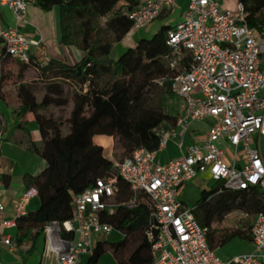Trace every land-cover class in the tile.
Instances as JSON below:
<instances>
[{
  "label": "built area",
  "instance_id": "1",
  "mask_svg": "<svg viewBox=\"0 0 264 264\" xmlns=\"http://www.w3.org/2000/svg\"><path fill=\"white\" fill-rule=\"evenodd\" d=\"M177 1L142 0L128 14L132 30L146 28ZM231 1L189 0L181 20L168 30L171 67L189 58L171 83L180 100L176 124L162 134L158 148H136L115 163L113 176L97 177L92 187L74 195L71 219L45 225L46 252L55 253L58 264H80L92 255L97 237L114 230L103 214L121 204L131 207L142 196L154 219L146 230L153 252L147 264H264V211L252 226L253 250L223 258L208 242L209 227L200 224L194 207L180 199L182 187L203 172L221 184L217 193L253 188L264 192V30L249 25L242 0L230 7ZM31 4L34 0H0L14 21L5 26L0 20V48L16 60L45 66L52 59L47 46L24 30ZM205 119L213 120L206 133L186 144L192 124ZM169 138L178 141L181 154L160 162L158 153ZM119 177L133 192L129 201L116 200ZM37 194L36 187H28L11 218L0 202V244L11 251L21 246L5 230L17 226Z\"/></svg>",
  "mask_w": 264,
  "mask_h": 264
},
{
  "label": "trees",
  "instance_id": "2",
  "mask_svg": "<svg viewBox=\"0 0 264 264\" xmlns=\"http://www.w3.org/2000/svg\"><path fill=\"white\" fill-rule=\"evenodd\" d=\"M242 1L249 11V25L264 30V0ZM34 4L43 10L58 5L61 42L85 52L75 64L52 58L48 65L38 66L16 60L0 48V98L5 96L3 88L10 78L5 65L11 59L19 64V79L27 66H33L47 82L43 97L38 99L31 84L20 81L17 89L20 105L15 111L21 127L28 126L23 117L32 112L41 136L40 143H33V151L45 166L28 180L29 187L37 188L40 206L17 221L19 240L31 232L36 242L46 224L63 223L73 217L74 195L92 187L97 177L110 176L108 173L115 170V163L105 155L104 147L94 142L95 135L117 137L127 155L139 147L158 148L162 134L172 129L177 119L171 105V100L177 97L171 88L172 78L189 58L179 67H171L172 49L167 43L170 24L163 25L149 38H140L119 57L112 55L115 45L133 27L128 14L138 7V0H34ZM162 78L165 80L160 83ZM65 83L72 85L71 98L66 95ZM70 103L67 121L48 114L52 105ZM1 119L0 112V122ZM219 185L202 190L193 210L199 223L209 227L210 246L217 249L238 238L252 241L251 219L232 226L221 223L235 210L256 217L264 211V192L253 188L224 189L217 193ZM117 188V201L131 199L133 192L120 177ZM103 220L124 237L115 243L98 241L87 264H98L108 249H113L118 264H137L136 256L141 260L139 264L152 261L146 230L154 219L145 196L131 207L121 204L114 213L105 212Z\"/></svg>",
  "mask_w": 264,
  "mask_h": 264
},
{
  "label": "crops",
  "instance_id": "3",
  "mask_svg": "<svg viewBox=\"0 0 264 264\" xmlns=\"http://www.w3.org/2000/svg\"><path fill=\"white\" fill-rule=\"evenodd\" d=\"M139 4L142 0H138ZM189 0H178L177 4L169 9L164 10L157 20L152 22L146 28L138 31L130 30L124 38L115 45L114 50L117 49L118 56L123 53L127 47L122 46V42L129 38L136 44L140 38L153 36L163 25L170 24L174 26L181 20L183 13L187 9ZM138 4V5H139ZM0 20L5 26L12 25L13 15L9 8L0 5ZM25 32L33 39H41L47 46L48 52L52 58L75 64L81 60L85 52L72 45H64L61 42V28H60V10L59 6L55 5L51 10H43L35 4H31L28 9V23L24 26ZM113 50V51H114ZM5 71L8 72L10 78L4 86L5 96L0 98V112L2 119L0 122V202L6 206V215L11 218L13 216L16 202L18 198L29 187V178L37 175L45 166L42 158L33 151V143H40L41 136L35 122V117L32 112H28L24 120H27L28 126L21 127L20 118L17 113L20 105L18 97V85L20 81L31 83L32 76L38 78V70L33 66H27L23 70V76L19 79L20 67L17 61L11 59L5 65ZM44 83H47L43 81ZM32 86V85H31ZM33 92L37 96L36 91L32 87ZM178 98V97H177ZM179 106H180V100ZM178 106V111L180 107ZM178 115V113H177ZM212 119H205L203 121H196L187 132L186 143H194L197 138L203 136L212 124ZM209 123V124H206ZM96 144L107 147L112 142V136L97 134L93 137ZM181 154V149L178 141L175 138H169L166 147L158 153L157 159L160 162H166ZM212 178L207 172L198 174L195 178L186 183L180 192L181 201L188 205L195 207L190 200L187 199V194L193 192V187L196 186L201 194L202 190H209L211 187L206 186V183H201L200 178ZM206 179V182H207ZM192 201V199H191ZM40 206V198L38 195L32 197L27 204V211H35ZM117 209V208H116ZM114 210V212L116 211ZM113 212V213H114ZM7 234L20 244L19 251H11L7 246L0 244V262L2 264H58L55 253L46 252V238L43 231L36 242L34 235L29 232L27 236L19 240L20 231L17 226L7 228ZM124 234L114 228V230L105 237L98 236V241H107L115 243L121 240ZM251 242L253 250V242ZM34 245V250L31 252L30 248ZM248 251V252H249ZM153 258V252L148 254ZM127 257V255L125 256ZM89 256H84L80 264H87ZM139 257H134V262L140 263ZM98 264H118L116 255L113 249H108L99 258Z\"/></svg>",
  "mask_w": 264,
  "mask_h": 264
},
{
  "label": "rangeland",
  "instance_id": "4",
  "mask_svg": "<svg viewBox=\"0 0 264 264\" xmlns=\"http://www.w3.org/2000/svg\"><path fill=\"white\" fill-rule=\"evenodd\" d=\"M234 3H235V0H232L228 6L232 7V6H234ZM120 4H121V1L119 2V5ZM121 45L125 46L127 48H130V47H134L135 43H134V41H131V40H129V38H127L122 42ZM117 52H119V51L117 49H115L112 52V55L114 57L118 56ZM37 77L38 78H34L32 76V78H31L32 80H31L30 84L34 88V91H36L37 98L41 99L44 95V92H45L46 83L43 82L45 80L41 78L39 72H38ZM65 89H66V93H67L66 95L69 98H71L72 91H73L72 85L70 83H65ZM171 105L173 107L172 111L175 114H177L179 112L178 111L179 101H178L177 97H174L171 100ZM71 108H72V103H70L67 106H54V105H52L49 108L48 114H51L57 120L67 121V119L70 116ZM206 124H209V123L206 122ZM65 130L66 131L68 130V124H66ZM186 144H188V143H186ZM104 149H105V155L109 159H111L114 163L121 161L124 157L127 156V154L125 153V150H124L123 146L121 145L120 141L118 140L117 137H114V136H112V142L106 148L104 147ZM263 150H264V145H263ZM108 174L110 176H113V174H115V170L113 169ZM206 179H207V177L204 176V178L201 177L199 180L201 183H206V186H208V187H213L219 183L218 180L213 179V178L207 179V182H206ZM192 191L193 192H191V195H190V193L187 194V199L190 200V202L192 204H195L199 200L201 194L199 192V189L196 186L193 187ZM191 199H192V201H191ZM247 219H251L252 224H253V221L255 219V214L250 213L249 215H247L242 210H235L226 216L225 220L221 223V225L222 226L237 225L240 222L244 223ZM251 248H252V245H251V242L249 240H244V239L238 238V239H233L228 244L217 248L216 252L218 255L222 256L223 258H228L231 256L246 253Z\"/></svg>",
  "mask_w": 264,
  "mask_h": 264
}]
</instances>
